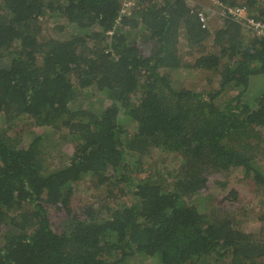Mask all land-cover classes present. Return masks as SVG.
<instances>
[{"label":"trees","instance_id":"trees-1","mask_svg":"<svg viewBox=\"0 0 264 264\" xmlns=\"http://www.w3.org/2000/svg\"><path fill=\"white\" fill-rule=\"evenodd\" d=\"M219 1L133 0L117 23L122 0H0V115L32 129L0 130V264H264L229 183L240 171L264 206V37L199 18L264 20V0ZM180 69L217 86L180 87Z\"/></svg>","mask_w":264,"mask_h":264},{"label":"rangeland","instance_id":"rangeland-1","mask_svg":"<svg viewBox=\"0 0 264 264\" xmlns=\"http://www.w3.org/2000/svg\"><path fill=\"white\" fill-rule=\"evenodd\" d=\"M207 15H208V24L210 25L212 29H216L222 24L221 16L219 15L218 11L215 10V8L212 9L210 13ZM57 24H60V21L58 19L54 17L45 18L44 24H43L44 29H45L43 31L44 38L58 35V31L55 29ZM185 49L186 48H184V50ZM175 77H176L175 78L176 82L180 87H187L188 89H192V90L212 89L217 86L215 82L216 80L215 76H212V74H209V73H206V74L202 73L201 71L200 72L196 71V73H194L190 70L180 69V70H177V73H175ZM210 79H213V80H210ZM253 86L258 87V84L253 82ZM257 90H259V88H257ZM256 93H258V91ZM90 96H92V94H81L80 100L83 102L81 103L82 106L90 107L92 101L94 100V98H91ZM95 105H98V104H95ZM121 120L123 123L126 124V126L128 127V129H130V131H134L136 123L130 118H128L126 114H123L121 116ZM29 125H30L29 121L23 120V121L14 123L13 127H8V125L4 123L3 117L0 115V130L3 127H8L11 134L20 132V130H25V131H22L24 132L22 134L24 135L23 137L27 140L30 139V135H25V132L27 129L32 130ZM47 141H45L46 144H47ZM47 146H48L47 148H49V150L52 151L51 148L49 147L51 146V143L47 144ZM61 149L62 150L60 149L59 150L60 151L66 150L72 153L74 150V147L71 144L70 145L64 144ZM57 152L55 150L52 152L53 154L56 153V156L49 157L48 159L49 163L63 164V162L61 163L60 155ZM261 163L264 167V157L262 158ZM241 176H242V173L240 171H237L230 175V181L226 178L221 179V181H223L224 179L228 180L230 183V186L237 188L240 192V199L243 201V203L239 202L232 206V211H235L237 213V218H236L237 222L242 221L244 223V230L246 231H259L262 225H264V219L263 220L259 219L261 216H264V206L260 205L258 199L252 196L251 195L252 193L249 192L250 191L249 185H248L249 183H246L245 180L243 181L239 180ZM90 184L91 183L89 181L85 180L75 185L76 186L75 187L76 188L75 203L79 202L80 200H93L94 199V195L96 192L90 189ZM214 188L215 190H217L215 186ZM226 194H227V191L224 193V195ZM241 210H243V212L239 214L238 211H241Z\"/></svg>","mask_w":264,"mask_h":264},{"label":"built area","instance_id":"built-area-1","mask_svg":"<svg viewBox=\"0 0 264 264\" xmlns=\"http://www.w3.org/2000/svg\"><path fill=\"white\" fill-rule=\"evenodd\" d=\"M192 1V0H189ZM219 4V0H215ZM221 3V2H220ZM222 4V3H221ZM134 6L133 0H122V6L120 10V15L117 20L119 23L121 17L125 15H131L132 9ZM219 15L224 18H231L235 22L244 26V28L250 31L256 36L264 37V20L256 18L249 14L246 6L237 5V6H225L220 5L218 10ZM199 18L203 24V27L208 25V16L205 12H199ZM113 31H109V34H112Z\"/></svg>","mask_w":264,"mask_h":264}]
</instances>
